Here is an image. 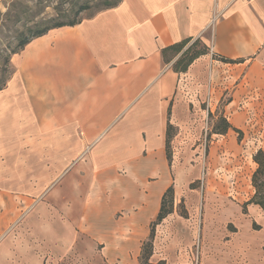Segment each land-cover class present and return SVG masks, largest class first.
<instances>
[{"label":"crops","instance_id":"obj_1","mask_svg":"<svg viewBox=\"0 0 264 264\" xmlns=\"http://www.w3.org/2000/svg\"><path fill=\"white\" fill-rule=\"evenodd\" d=\"M188 37L208 52L176 72L161 49ZM11 64L0 89V264H64L69 253L78 263L80 226L104 253L126 255L169 183L166 127L178 124L183 89L206 67L210 90L226 67L264 84V0H120L33 39ZM241 91L224 105L232 127Z\"/></svg>","mask_w":264,"mask_h":264},{"label":"rangeland","instance_id":"obj_2","mask_svg":"<svg viewBox=\"0 0 264 264\" xmlns=\"http://www.w3.org/2000/svg\"><path fill=\"white\" fill-rule=\"evenodd\" d=\"M11 1L0 3V80L4 81L12 72L13 54L4 72L7 51L2 52L6 36L13 32L3 25V13ZM58 1L50 0L42 15L52 13ZM97 2L91 0L80 18L95 13ZM231 71L226 67L223 79L218 78V71L210 90V69L206 67L200 84L191 83L183 89V105L175 117L178 124L168 128L169 159L166 150L163 159L167 187L173 188L172 211L154 226L150 256L154 264H264V212L253 203L255 188L251 181L257 166L253 156L257 150L264 154V84L252 87L244 78L245 69L234 78ZM237 88L242 91L235 107L239 112L233 125L236 129L229 128L225 132L228 135L220 133L223 118L230 122L227 117L233 120L235 116L224 105ZM147 179L154 182L157 177L148 175ZM87 184L85 177L82 185ZM78 231L83 257L76 263V257L69 253L64 264H140L141 245L149 239L148 234L142 241H132L126 255L117 250L119 246L112 247L117 254L108 255L102 251L104 243L91 239L83 226Z\"/></svg>","mask_w":264,"mask_h":264},{"label":"trees","instance_id":"obj_3","mask_svg":"<svg viewBox=\"0 0 264 264\" xmlns=\"http://www.w3.org/2000/svg\"><path fill=\"white\" fill-rule=\"evenodd\" d=\"M30 1L33 3L29 4ZM50 0H12L3 13V25L10 26L12 33L6 36V44L2 47V52L7 51L5 59L4 72H7L6 65L10 56L23 49L33 39L47 33L49 30L57 27L72 26L81 21L80 13L90 7L91 0H70L67 6H63L65 0H57L58 2L52 6V13H42L48 6ZM120 0H98L97 11L115 6ZM208 47L199 39L190 37L184 38L169 46L161 49L164 61L167 63L174 57L176 59L172 63V69L176 72H185L188 66L199 56L206 54ZM224 62H240L242 60H232L229 58H221ZM6 81V80H5ZM4 79L0 80V89L5 85ZM223 129L220 133H225L229 128L236 129L223 118ZM172 125L167 124L165 150L167 159H169L168 128ZM256 163V169L252 174V185L255 188V199L253 203H257L264 212V154L261 150H257L253 156ZM172 185L168 186L163 192L160 200L159 210L154 221L150 224L149 239L141 245L139 263L154 264L150 261L152 254V238L154 237V226L165 218L172 211ZM171 204L169 208L167 205Z\"/></svg>","mask_w":264,"mask_h":264},{"label":"built area","instance_id":"obj_4","mask_svg":"<svg viewBox=\"0 0 264 264\" xmlns=\"http://www.w3.org/2000/svg\"><path fill=\"white\" fill-rule=\"evenodd\" d=\"M1 237H2V236L0 235V240H1Z\"/></svg>","mask_w":264,"mask_h":264}]
</instances>
